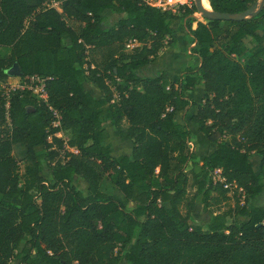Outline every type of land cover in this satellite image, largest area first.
Masks as SVG:
<instances>
[{"label": "trees", "instance_id": "trees-1", "mask_svg": "<svg viewBox=\"0 0 264 264\" xmlns=\"http://www.w3.org/2000/svg\"><path fill=\"white\" fill-rule=\"evenodd\" d=\"M208 2L231 16L260 0ZM177 10L193 60L171 81L137 71L160 64L174 44L176 11L145 0H0V49L8 50L0 81L17 63L47 94L40 103L26 91L0 92V264H264V205L251 203L264 191V7L194 29L195 6ZM105 11L118 15L108 29ZM199 85L201 102H190L185 94ZM192 108L202 156L176 120ZM106 124L132 143L129 156L112 157ZM251 155L260 158L258 174ZM105 178L111 194L101 191ZM197 203L214 208L204 226L189 224Z\"/></svg>", "mask_w": 264, "mask_h": 264}, {"label": "rangeland", "instance_id": "rangeland-1", "mask_svg": "<svg viewBox=\"0 0 264 264\" xmlns=\"http://www.w3.org/2000/svg\"><path fill=\"white\" fill-rule=\"evenodd\" d=\"M181 2L184 3L183 0ZM187 5H189V2H187ZM173 9L176 11L175 13L177 15H179V17H180V19L176 21V25L178 23H180V25L183 26L184 29H186L185 28V24H186L185 19L184 18H181L182 17V14H183V10H179L178 11L177 10L178 7H174ZM101 16L104 18V23L101 25V28L102 29L109 28V26H111V24H113V22L118 17V15H116V14L110 12V11L103 12L101 14ZM190 18L194 20V22L192 23V28L193 29L195 28L197 22H203V23H205V18L201 15V13L199 11H197L194 14H192L190 16ZM166 40L168 41L169 38H166ZM243 43L250 50H253L254 49V43H253V41L250 38L244 39V42ZM180 45H181L180 44V41L177 40V43L175 45V48H173V49H175L176 53L179 52V50L181 49ZM0 55L7 56L8 55V50H6V49H0ZM185 56L188 57L186 54H185ZM177 78L178 77H176L175 80H177ZM13 81L14 80H10L9 83H14ZM186 95L190 99L199 102L200 99L204 95L203 86H201V85L197 86L194 89V91L189 92V93H186ZM105 129H106V132H105V135H104V145L106 147H109V148L112 149V157H114V155H116V156H121V155H124V154L126 155L127 152H128V154L131 153L132 143L130 141H124V140L120 139L111 124H106L105 125ZM190 132L193 134L194 140H198V136H196L193 127L190 128ZM59 137L65 139V140L68 139L67 138L68 135L66 133L65 134L62 133V136H59ZM191 143L192 144H190L189 146L191 148L192 147L195 148L198 151V146H199V144H201V141L200 140L197 141V142H192L191 141ZM202 144H203V146L205 148L206 147V143H205V141H204L203 138H202ZM249 161L252 164V167H253L254 172L255 173H258V168H257V165H256V161L254 160V155H251L250 156ZM48 173H49V171H48V168L46 167V168L43 169L42 176L47 179V178H49ZM79 180L80 181L79 182L77 181V184H75V185L84 194H86L87 193V184H86V182L84 180H82V179H79ZM201 180H202V177H199V181H201ZM214 180H216V179L213 178V181ZM80 182H81V184H80ZM195 189H196V186H193L190 189V193H193L195 191ZM113 190H114V187H113L112 183L107 178H105L102 181L101 191L103 193H105V194H111L113 192ZM232 206H233V201L230 200L226 204L222 205L220 210H221V212L222 211H226L229 207H232ZM213 210H214V208H208V209L205 210V208H203V205L201 203H197L194 211L190 215L189 224L192 225V226H195V225H202V226H204L208 222V220L210 219V216H211ZM10 264H19V261L17 259H14V260H12V262ZM119 264H125L124 263V260L122 259Z\"/></svg>", "mask_w": 264, "mask_h": 264}, {"label": "crops", "instance_id": "crops-1", "mask_svg": "<svg viewBox=\"0 0 264 264\" xmlns=\"http://www.w3.org/2000/svg\"><path fill=\"white\" fill-rule=\"evenodd\" d=\"M114 22H113V24H114ZM113 24H111V26ZM111 26H109V28ZM174 30H175V34L172 36V39L174 40V44L171 47L164 48L159 53V57L161 59V63L160 64H149V65H146L143 68L139 69L137 71V74H138L139 77H141V78L154 77V75L156 76L157 73L164 72L165 75L171 81H176L175 80L176 77H178L177 78V80H178L179 77L182 75V73L184 72L186 66L188 65L187 63H189V62H191L193 60V56H192V54L190 52V49L194 46V44H191L190 36L187 34L186 29H184V27L180 25V23H178L177 25H176V22L174 23ZM177 40L180 41L181 49L179 50V52L176 53L175 49H173V48H175ZM185 54L188 57H186ZM84 89L90 95H92L95 98H100L101 97V94H99L100 93L99 90L95 86H93V85H91L89 83H85L84 84ZM185 98L188 99L190 102H195V103H198V104L202 100V98H201L199 102L194 101V100L190 99L186 94H185ZM194 113H195V108H192V109H190L187 112H179V113L176 114V120L180 124L186 125L188 127L189 131H190L191 127L194 128V132H195L196 136H198V140H194V136H193L191 141L192 142H197L199 140L201 141V144H199V146H198V151L196 150V155L197 156H202V155H204L206 153L207 148L206 147L204 148V146L202 144V138L204 139V137L198 131V126L193 124V123H191L189 121L190 116L193 115ZM190 144H192V143L190 142L189 145ZM131 150H132V148H131ZM70 151H74V150L70 149ZM129 155H130V153L128 154V152H127L126 155L124 154V155H121V156H129ZM114 157H119V156L114 155ZM254 160L256 161V165H257L258 173H259L260 158L258 156H256V155H254ZM258 173H256V174H258ZM48 176H49V173H48ZM77 181L79 182L80 180L76 179L75 180V184H77ZM80 184H81V182H80ZM251 203H252V205H254L256 207L263 206L264 205V191L258 197L253 199Z\"/></svg>", "mask_w": 264, "mask_h": 264}, {"label": "built area", "instance_id": "built-area-1", "mask_svg": "<svg viewBox=\"0 0 264 264\" xmlns=\"http://www.w3.org/2000/svg\"><path fill=\"white\" fill-rule=\"evenodd\" d=\"M182 0H145V3L153 8H157L160 10H171L175 11L174 7L179 6H188L191 7L194 4V0H183L184 3L181 2ZM187 2H189V5H187ZM46 6H51L58 8L57 3L51 2L50 4H47ZM130 47V46H128ZM10 80H14V83H9ZM3 92L5 97L8 99V95L10 92L14 91H26L31 93V95L36 99L37 102L40 103H46L47 101V94L45 91L44 81L40 79L39 77L33 76V77H14L9 78L5 82L0 81V92ZM8 107L9 103H6V120L9 122L8 117ZM54 117L58 120L59 116L56 112H53ZM54 126H58V121H55L53 123ZM57 137L62 136V134H56ZM220 170H216L215 174L218 176ZM217 180H220L219 177L216 178ZM221 181V180H220Z\"/></svg>", "mask_w": 264, "mask_h": 264}, {"label": "water", "instance_id": "water-1", "mask_svg": "<svg viewBox=\"0 0 264 264\" xmlns=\"http://www.w3.org/2000/svg\"><path fill=\"white\" fill-rule=\"evenodd\" d=\"M194 6L201 13V15L209 21H242L249 19L257 15L264 7V0H260L259 3L254 4L247 11L237 15H227L224 13H218L211 10H205L201 4V0H194ZM7 75L10 78L21 76V70L17 63H14L7 71Z\"/></svg>", "mask_w": 264, "mask_h": 264}, {"label": "bare ground", "instance_id": "bare-ground-1", "mask_svg": "<svg viewBox=\"0 0 264 264\" xmlns=\"http://www.w3.org/2000/svg\"><path fill=\"white\" fill-rule=\"evenodd\" d=\"M201 4H202V6H203V8L205 10H209L210 9V5H209L208 0H201Z\"/></svg>", "mask_w": 264, "mask_h": 264}]
</instances>
